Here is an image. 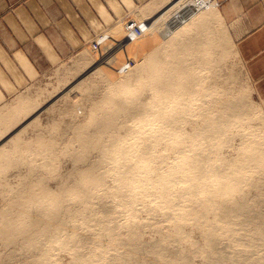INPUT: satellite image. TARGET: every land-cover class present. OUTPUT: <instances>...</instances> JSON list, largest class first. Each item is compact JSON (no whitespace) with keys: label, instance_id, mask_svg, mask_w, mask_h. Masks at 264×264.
Instances as JSON below:
<instances>
[{"label":"bare ground","instance_id":"6f19581e","mask_svg":"<svg viewBox=\"0 0 264 264\" xmlns=\"http://www.w3.org/2000/svg\"><path fill=\"white\" fill-rule=\"evenodd\" d=\"M179 16L181 19L170 21ZM137 17L141 23H147V27L141 30L143 34L157 35L162 40L135 66L142 68L138 71L142 74L140 82L155 84V104L159 109L151 114L156 123L145 120L149 122L146 131L143 130L145 127L139 126L140 122L125 129L128 124L121 119L124 116L132 121L137 116H151L143 113L144 104L133 105L129 103L134 100L132 97L124 99L123 96L132 88V76L126 74L123 56H127V46L135 44L140 37L132 36L122 42V38L116 36L123 34L122 27L107 36L114 35L118 39L106 37L121 42L110 43L104 57L97 59L94 49H87L74 71L58 72L61 75H57L58 84L53 85V92L41 89L35 96L22 97L16 103L0 108V174L3 162L12 160L15 154L20 157V163L27 159L35 162L29 166L34 177L20 176L24 180L18 185L13 184L15 189H12L16 192L0 189V196H5L6 203L3 206L2 202L0 206V244L4 246L0 252V264H48L56 260L53 259L55 252L60 250L69 254L68 264H144L140 256L149 244L153 254L157 250L155 253L159 259H156L161 264H191L192 255L197 251L205 259L202 264H264V210L261 209L264 203L263 110L251 100L252 91L248 89L233 93L232 89L215 85L197 92L203 87V76L214 73L216 64L230 56L239 58L217 2L155 0ZM221 46L225 53L216 59L214 50ZM189 56L193 59L190 68L184 62ZM196 62L204 63L206 69L199 71L192 67ZM167 65L169 69H166ZM235 80V77L230 79L233 83ZM170 90L172 94H168ZM77 91L82 98L74 101L72 94ZM47 92L51 98L56 97L54 100L50 98L53 103L49 105H45L49 98ZM213 95L217 99L209 105L206 98ZM96 99L100 104H92L94 107L107 102L110 108L102 118L93 119L100 124L96 131L78 136L80 149L77 152L80 154L90 147L98 149L99 160L84 161L86 165L74 168L75 171L68 173L67 177L60 174L62 183L56 185L58 189L47 186L46 182L43 186L42 177L57 173V167L52 165L53 158H58L55 147L59 144L55 141L56 136L44 134L43 113L49 114L48 118L53 113L78 115L87 106L84 105L86 102H81ZM174 100L176 102H172ZM193 101L201 103L195 104V108ZM191 117L197 120L193 122ZM73 127L82 129L84 123H76ZM234 131L244 141L238 155L228 161L232 168L213 166L211 155L216 144L232 145L235 136L227 133ZM27 137L31 139L26 140ZM70 144L71 141L66 140V146ZM160 145L166 152H189L182 161L183 168L176 174L167 176L168 169L156 166L161 156L157 154ZM218 159L227 160L221 153ZM166 161L167 158L162 163ZM111 162L114 169L108 168ZM227 169H235L238 173L235 183L228 180ZM113 170L115 173H111ZM41 171H46V176ZM110 177L116 183L114 191L109 189ZM176 179L182 182H176ZM145 180L150 183L144 185ZM137 184H143L144 197L155 196L150 202L157 204L155 209L167 211L166 215L173 220V233L178 240L189 245L187 251L178 241L174 246L165 233H161L162 239L157 242H142L143 223L132 208L138 199L130 193ZM41 185L44 188H40ZM150 185L152 189L147 188ZM244 187L250 188V192ZM226 195L232 198L225 199ZM109 198L121 200L120 206L128 213L125 224L116 222L111 225L112 217L108 218L109 221L94 219L96 204L105 217L112 215ZM147 209L151 211V208ZM79 221L84 224L94 221L97 225L103 222L97 234L98 241L107 240L109 244H101L99 249L98 242L80 236L77 233L81 228ZM188 225L192 226L191 233L198 229L202 231V246L198 241H192L191 233L184 230ZM69 227L71 230H67ZM123 228L127 230L125 244L128 246L117 240ZM65 235L67 237L63 238ZM222 239H227V244L234 249L231 258L224 254ZM168 241L176 248L175 259H167L162 253Z\"/></svg>","mask_w":264,"mask_h":264},{"label":"rangeland","instance_id":"374dc122","mask_svg":"<svg viewBox=\"0 0 264 264\" xmlns=\"http://www.w3.org/2000/svg\"><path fill=\"white\" fill-rule=\"evenodd\" d=\"M147 1H149V0H147ZM147 1H145V2H147ZM145 2L136 3V4L134 3L131 8H129L128 4L126 3V6L128 7L129 10H123V8H121V5H119L118 2H115L116 5L119 6V10L121 12V15L119 17L117 16L119 11H117V10H114L113 12L111 11V13H113V15L115 14L117 16L116 19L112 20L111 22H107L106 23L107 25L102 27L100 29V31L95 36L92 37L90 42L83 46V48L76 50V52L74 54H72L69 58H67L66 60L60 61L57 64H53L52 67L50 69H48L45 74H41L40 76H38L36 78V80L32 84L29 85L30 87L28 86L30 88L29 90L25 91L24 93L19 94L17 96L16 100H14L13 102H9L7 105H11V104L16 103V101H18L22 97H28L30 95L35 96L36 93L41 89H47L50 92L51 91L53 92V89H54L53 85L57 86V84H58L59 76H57V75H61L58 72H65L67 70H73L74 71L77 68L78 62L80 61L79 59L83 56V54L87 51V49H89V50L94 49L93 51L97 53V59L104 57L105 49H107V47L111 45L110 43H112L114 41V43L116 45L119 42H121V41L123 42V40H125V38L127 36L126 35L127 34L126 33V26L129 23L136 22V23L140 24L142 22V21L140 22V19L137 17V15L140 14V12H142L144 10L146 11L147 6L143 7L142 9L135 10L133 12H132V10L134 9V7L136 5H142ZM152 14L153 13L151 12V15ZM167 15H168V12L165 14V16H167ZM119 20H123V22L116 24ZM119 27L123 28V34H121L122 37H121V35H116V34L115 35L118 36L119 39L122 38L121 41L117 40L116 41L117 43H116L115 40H108V39H111L110 37H112V36L115 37V39H118L114 35L110 36L109 38L107 36L111 35ZM231 31H232V29L230 28V32ZM232 37H233V35H232ZM155 40H157L158 42H154ZM233 40L235 42L234 37H233ZM158 43L160 45V43H162V40L157 35L144 33L142 36H140L139 39H137V41H135V44L132 43V44H130L131 46L129 45L130 47L127 46V48H126L127 49L126 50L127 56L125 55L126 56L125 57L122 55L124 57V62L126 61L124 64L126 74H129L130 76H132V83H131L132 88L128 93L126 92L125 94H123L124 99L127 97H132L134 100L129 101V103H132L133 105H136V106H138L140 104H144L145 107L143 108L142 111H143V113H147L149 115L153 114L157 109H159L156 107L157 104H155L156 103V93L154 91L155 84L140 82L139 79L142 78L141 77L142 74H139L138 71H140L142 68L139 69L138 67L136 68L135 66L137 63H139L141 60H143L146 56H148L149 53L156 47L155 44L158 45ZM222 53H225L223 46H221L218 49H215L214 50L215 58L218 59L219 55ZM122 56H121V62H123ZM191 58L192 57L189 56L188 60H187V58L185 59L186 61L184 60V62L187 65H190V66H188L189 68L191 67V62L193 60ZM164 59L166 60L168 58L166 56H164ZM179 61H181V60L179 59ZM192 67H196L199 71L201 69H206L205 64L204 63L200 64L199 62H196L195 65H193ZM214 68H215L214 73L208 74V75L206 73V75L203 76V78H204V80L202 81L203 87L198 88L199 90L197 92H203L204 90H209L210 87H213L215 85L225 86L230 90L232 89L231 91L233 93L234 92L239 93L240 91L243 92L244 90L248 89L249 91H252L251 97H250L251 100L252 101L254 100L253 102L256 105L262 107V109H263V104L255 96V91L253 89V85L249 80V77L246 73L245 67L242 63V60H240V58H234V56L233 57L232 56L227 57L220 64H216ZM166 69H169L168 65H167ZM200 75L202 76L203 73L201 72ZM232 77H235V79H236L235 83L230 81V79ZM77 79H79V76ZM73 81H74V79H73ZM177 85H179V80H177ZM191 91H189V92H191ZM172 92L173 91L170 90L168 92V94H172ZM175 92H176V90H175ZM177 92H180V90ZM46 94H47L46 97H49V98H47L48 101L45 102L46 103L45 105H49V104H51L52 100H54L56 97L54 96L53 98H51L52 96L49 95L48 92ZM60 95H61V93H60ZM194 97H198V96L195 95ZM80 98H82L80 92L77 91V92H74L72 94V99H74V101H77ZM97 99L95 100L96 102L92 101L94 103H92L91 100H87V101L84 100L83 102H81V103L86 102L84 105H87V106L83 110V112L78 114V115H72V114H66V113H64V114L53 113V114H51V118H48L49 114L43 113L42 123H44L46 128H47V126H50V129H46V128L44 129V134L47 137H50L52 135L56 136L55 141H57L59 143L55 147V150H57V152H58L57 153L58 158H56V157L53 158V160L55 159V162L53 161V165H52L53 167H57L58 175L55 171V172H53L54 173L53 175H51L52 173H48L46 176L47 172L41 171L42 175L44 174L46 176V177L41 178V181L44 180L43 182H41L43 186H44V183L46 182L47 186L56 188V187H58L56 185H59L60 183H62L60 181L61 178H59L60 176L67 177L68 173L70 175L72 173L71 171H73V172L75 171V170H73L74 168L82 167V166L86 165L87 163L84 161L89 162V161H98L99 160V158H98L99 150L98 149H94V148L90 147L87 150L80 152V154H79V152H77L80 149L79 148L80 142L78 141V136L84 135L85 132H88V131H96V129L100 126V124L93 121V119L96 117L102 118L103 114H105L110 108V105H108L107 102H103L101 105L94 107L92 104L96 105ZM216 99H217V96L213 95L211 97H207L206 101L209 102V105H213V102ZM88 101H90V102H88ZM172 102H176V101L174 100ZM192 103L194 104V106L196 108L195 104H199L201 102L193 101ZM98 104H100L99 101H98ZM214 117L216 118L217 115H214ZM121 119H122V121H125L128 124V127H126L125 129H128L131 126H135L136 123L140 122L139 126L145 127V128H143V130L146 131L148 129V126H146V125L149 122H147L145 120L151 119L153 124L156 123V120L153 119V115H151L149 118H146V117L143 118L142 116H137L132 121L125 119L124 116ZM191 120L193 122H195L197 119L195 117H191ZM199 121H200V123H202L201 120H199ZM76 123H84V127L82 129L74 128L73 126H76ZM190 124H188L189 127H190ZM255 124H257V122H255ZM109 131L111 132V130H109ZM122 132L124 133V131H122ZM227 134L231 137L235 136V138H234L235 141L232 144L233 146L229 145V144H225V143L216 144V146L214 148V152L211 155V157H212L211 163L213 164V166L220 167L222 165L224 167L232 168V166H230L231 164H229L228 161H230L229 159H231V158H235L238 155V152L240 151V149L242 147V143L244 141V138L237 136V131H234V133L229 132ZM29 139H31V138H29V137L26 138V140H29ZM226 139H228V138H226ZM66 140L71 141V144L69 147L66 146ZM161 147H162V145L158 146V148H157V150H158L157 154H159L161 156L158 157V164H156V166L165 167L166 169H168L169 173L166 174L167 176L170 175V173H171V175L176 174V172L180 171L181 168H183L182 161L184 158H186L188 156L189 152L188 151L184 152V154L183 153L182 154L175 153L172 150H168L166 152V149L165 148L162 149ZM27 148H29V147L27 146ZM33 149H36V147H33ZM12 150L14 151L15 149H12ZM24 150H26V145H24ZM161 152H163V153H161ZM220 153H221L222 157L227 158L226 161L223 162V161L218 159ZM30 158L33 159V157H31V156H30ZM166 158H167V161L162 163V161L165 160ZM18 159H20V157L17 156V154H15L12 157V160L3 162V167L1 168L2 172L0 174V175H3V177L0 178V181L2 183V185L0 186L1 190L5 191V189L6 190L12 189L15 187V185H18L17 184L18 182L19 183L21 181L23 182L24 179L20 177L22 175H26L28 177H34V174L31 171L29 166L35 162H32V160L27 159L25 163H20V162H18ZM108 168L114 169L115 168L114 163L111 162V164L109 165ZM227 172H228L227 173L228 180L232 181V183H235L238 179V173L235 171V169H227ZM111 173H115V171L113 170ZM56 175H57V177H56ZM5 176L7 178L4 179ZM111 178L112 177H110L108 179V185L110 186V188H109L110 191H114L113 186L116 183ZM63 179H66V178L63 177ZM9 181H10V183H9ZM63 181L65 182V180H63ZM48 182H50V183H48ZM176 182H182V180L176 179ZM149 183H150L149 181H146V180L143 181L144 185L149 184ZM13 184H15V185L13 186ZM143 184L135 185L132 189V192H130L133 196H135L138 199V201L136 203H134L132 208L134 209L133 213L138 215L139 218L141 219V222L143 223V225L141 227L142 242L144 241L146 244L157 242L160 239H162V234L165 233V236L169 235L168 239H170V241L172 240L171 241L172 243H175V244H173L174 246H177L175 241H178L177 243L180 242L182 244V246H184L183 250L187 251L189 249V245L185 241L178 240V238L175 237V235L173 233V228H172L173 220L171 219V217H168L166 215L167 211L161 210V209H155L157 204L155 202L150 203L152 200L155 199V196L144 197V195L142 194ZM42 185L40 186V188L43 187ZM3 186H4V188H3ZM9 186H10V188H9ZM11 186H13V187H11ZM47 186L45 185V188ZM177 187H180V186H177ZM147 188L152 189V186L150 185ZM14 189H12V191L16 192ZM56 189H58V188H56ZM243 189L247 192H250V188H248V187H244ZM250 196L253 197V193H251ZM4 197L5 196H3V195L0 196V206H2L1 205L2 202H3V206L6 204L4 202V199H5ZM224 197H225V199L226 198H232V196H229V195H226ZM6 198H8V197H6ZM121 203L122 202L119 198H116V199L109 198L108 199V205L110 206L113 213L111 216H107V217H105V215L100 211L99 204H96L95 207L97 208V211L94 215V219H96V221H98V220L109 221L108 218L112 217L113 219L111 221V225H114V223H116V222L119 224H125L127 221L128 213L125 211V209L122 206H120ZM182 204H186V202H182ZM147 208H151V211H149ZM261 209L264 210V203H263V207ZM114 212H116V213H114ZM91 222H89L88 223L89 225H88L87 223L84 224L83 221L82 222L79 221L80 224L79 223L78 224H79V227H81V228H80V230L79 229L77 230L78 231L77 233L84 238H89L94 242L95 241L98 242L99 243L98 248L101 249V246H100L101 244H105V245L109 244V242L107 240L98 241V235L97 234L100 233L101 226L104 223L102 222V223L97 225L96 222H94V221H91ZM67 230H71V227H69ZM184 230L187 233H191L192 232V226L188 225L184 228ZM191 236H193L191 240L192 241H198L199 246H202L204 244V239L202 237L203 234H202V231L200 229L196 230V232L191 233ZM65 237H67V236L65 235L63 238H65ZM117 240L119 242H122L123 246H128L125 244V242L128 240L127 230L125 228L121 229V235L117 236ZM171 242H169V241L167 242V247H165V249L166 248L167 249L166 250L164 249V251L162 252L164 257H166L167 259H175L176 255H177L176 252L174 253V250H176V248L174 247L175 248L174 249L173 245L169 244ZM222 242L223 243L221 244V246L225 247L224 254H226L228 258H231L232 255L235 254L234 249L231 248L227 244V242H228L227 239H222ZM92 245H94V244H91V246ZM149 245H151V244H149ZM149 245L147 247L148 250L146 249V251H144L141 254L140 259L144 261V264H161L158 260L159 259L158 255L156 256V253H155L157 250H154L152 248V250L155 251L154 252L155 255H154L150 251L151 249H149L150 248ZM3 249H4V246L0 244V252L3 251ZM75 252H76V250L73 251V253H75ZM197 252L196 253L194 252V253L197 254ZM198 253L201 254V252H198ZM195 254L192 255L191 264H202V263H204L205 259L203 258V256L200 254H197L196 257H194ZM157 257H158V259H156ZM53 259H56V260L49 261L48 264H68L70 261V256L67 252L60 250V251L55 252V258H53ZM181 264H185V262L181 263Z\"/></svg>","mask_w":264,"mask_h":264},{"label":"crops","instance_id":"0c3cea01","mask_svg":"<svg viewBox=\"0 0 264 264\" xmlns=\"http://www.w3.org/2000/svg\"><path fill=\"white\" fill-rule=\"evenodd\" d=\"M145 1L0 0V108L119 17L115 2L129 10L126 3L131 8ZM154 1L136 5L132 12ZM215 1L264 113V0Z\"/></svg>","mask_w":264,"mask_h":264},{"label":"built area","instance_id":"2783aa9c","mask_svg":"<svg viewBox=\"0 0 264 264\" xmlns=\"http://www.w3.org/2000/svg\"><path fill=\"white\" fill-rule=\"evenodd\" d=\"M184 8H186V7H184ZM182 11H184V10H182ZM179 19H181V17L179 16V17H176V18H174V19H170V21H175V20H179ZM145 27H147V23H140V24H137L136 22H131V23H129L127 26H126V38L125 39H129V38H131L132 36L133 37H140V36H142L143 35V32L141 31L143 28H145ZM135 35H137V36H135Z\"/></svg>","mask_w":264,"mask_h":264}]
</instances>
